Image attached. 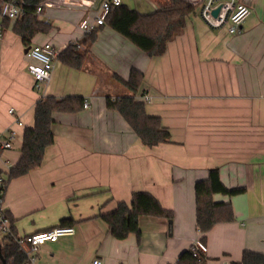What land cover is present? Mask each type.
Listing matches in <instances>:
<instances>
[{
	"label": "crops",
	"instance_id": "obj_1",
	"mask_svg": "<svg viewBox=\"0 0 264 264\" xmlns=\"http://www.w3.org/2000/svg\"><path fill=\"white\" fill-rule=\"evenodd\" d=\"M71 1L36 13L50 28L30 45L49 41L59 53L75 44L84 52L83 64L74 68L56 57L49 80L38 89L27 71L31 60L13 32L15 20L0 18V132L16 133L12 148L0 154L2 176L20 156L23 131L33 126L40 98L81 96L89 104L56 113L53 143L41 165L6 185L3 206L18 236L60 226L62 219H69L63 227L74 229L40 246L34 264H90L95 257L102 264H176L201 236L194 186L215 167L224 185L245 191L213 196L229 203L235 217L205 234L206 264L239 261L244 250L264 256V0H242L251 13L238 35L211 30L190 13L158 56L147 55L107 24L96 28L90 42L78 25L94 16L97 0ZM122 4L146 14L179 3ZM131 69L141 73L134 95L168 129L169 143L143 145L107 107V96L132 94L124 83ZM143 94L151 100L145 102ZM137 191L152 194L173 218L141 216L139 238L131 233L116 239L100 216L118 202L129 204Z\"/></svg>",
	"mask_w": 264,
	"mask_h": 264
},
{
	"label": "trees",
	"instance_id": "obj_2",
	"mask_svg": "<svg viewBox=\"0 0 264 264\" xmlns=\"http://www.w3.org/2000/svg\"><path fill=\"white\" fill-rule=\"evenodd\" d=\"M8 1H15L23 10V15L14 21L13 32L21 38L25 48L30 46L31 39L35 35L49 31L50 26L39 20L36 14L37 6L44 0ZM178 3L173 6L160 7L146 14L121 4L109 10L103 25L110 26L147 55H162L167 42L182 31L186 17L195 10L182 0H178ZM3 20L9 21L10 19L4 18ZM95 31L96 29L86 34L90 42L94 40ZM57 57L64 64L79 68L84 61V52L79 51L75 44L70 43L58 53ZM140 79L141 73L136 69H131L129 78L124 83L132 94L107 96L106 105L124 118L143 145L152 148L169 143L168 129L161 125L158 116L147 114L144 102L134 95ZM83 102L84 98L81 96L62 98L45 96L36 102L33 126L26 127L23 131L20 156L7 173L6 183L41 165L45 149L53 143L54 115L60 112H77L83 108ZM244 191L243 186L227 187L224 185L217 167L210 168L207 177L195 183L196 226L201 233L200 240L205 242V234L215 224L232 221L235 217L229 203L216 201L213 196L215 194L235 196ZM5 213L9 217L12 230V234L0 236L1 252L5 258V264H27V256L14 241L16 231L12 219L8 212L5 211ZM147 215L160 217L167 221L173 218V212L164 208L152 194L146 191L133 192L129 204L118 202L114 210L100 217L107 224L114 238L124 239L131 233L139 238V218ZM68 220L62 219L60 226L68 225ZM176 264H206V256L202 253L194 256L189 247L180 253ZM229 264H264V256L244 250L239 261Z\"/></svg>",
	"mask_w": 264,
	"mask_h": 264
},
{
	"label": "built area",
	"instance_id": "obj_3",
	"mask_svg": "<svg viewBox=\"0 0 264 264\" xmlns=\"http://www.w3.org/2000/svg\"><path fill=\"white\" fill-rule=\"evenodd\" d=\"M146 5H155L157 0H138ZM183 2L191 5L197 10L199 18L204 24L211 30L224 29L230 35H238L241 33L242 24L245 19L250 15L251 9L242 0H182ZM74 3L71 0H44L37 6L36 13H40L45 6H53L59 3ZM122 4V0H97V10L93 17L86 16L82 19L78 25L79 29L84 34H90L98 26L103 25L105 16L112 7ZM218 9L214 14V10ZM23 15L22 8L15 1L0 0V18H8L10 20H16ZM2 35V26L0 23V36ZM58 55V51L49 42L34 43L29 46L27 56L30 58V62L27 64V71L33 77L34 87L39 88L41 84L46 83L52 73L53 63ZM145 102H149L151 97L143 94L142 96ZM83 107H89L86 100L83 102ZM9 114H13L14 110L10 108ZM16 123L22 126V122L18 119ZM16 133L13 129H9L6 132H0V154L9 150L13 146V140ZM6 178L0 174V236L6 234H12L10 220L5 213L4 191L6 188ZM74 229L71 227L57 226L49 230L35 232L27 236H14L15 243L27 256L28 263L34 264L36 261V255L40 248L45 243L55 242L62 236L72 235ZM193 255L197 253L206 254V244L196 238L190 245ZM90 264H102L101 260L97 257L93 258Z\"/></svg>",
	"mask_w": 264,
	"mask_h": 264
},
{
	"label": "water",
	"instance_id": "obj_4",
	"mask_svg": "<svg viewBox=\"0 0 264 264\" xmlns=\"http://www.w3.org/2000/svg\"><path fill=\"white\" fill-rule=\"evenodd\" d=\"M217 11H218V9H215L213 13L216 14ZM28 49H29V46L27 48H25V53H27ZM169 222H171V221H169ZM0 262H1V264H5V258L3 257V254L1 252V244H0Z\"/></svg>",
	"mask_w": 264,
	"mask_h": 264
},
{
	"label": "rangeland",
	"instance_id": "obj_5",
	"mask_svg": "<svg viewBox=\"0 0 264 264\" xmlns=\"http://www.w3.org/2000/svg\"><path fill=\"white\" fill-rule=\"evenodd\" d=\"M129 3H130V5H132L131 3H133V2L129 1ZM194 13H195L196 16H198V13H197V10L196 9H195ZM15 147H16L15 150L18 152L19 151V144L16 143V146Z\"/></svg>",
	"mask_w": 264,
	"mask_h": 264
}]
</instances>
